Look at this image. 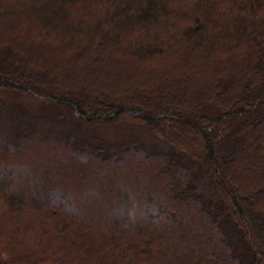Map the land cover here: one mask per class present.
<instances>
[{
  "label": "trees",
  "instance_id": "1",
  "mask_svg": "<svg viewBox=\"0 0 264 264\" xmlns=\"http://www.w3.org/2000/svg\"><path fill=\"white\" fill-rule=\"evenodd\" d=\"M0 19V92L79 123L0 97V118L30 125L0 138V264H264V0H0ZM35 20L69 34L46 75L32 44L62 45ZM119 121L166 147L83 129Z\"/></svg>",
  "mask_w": 264,
  "mask_h": 264
},
{
  "label": "rangeland",
  "instance_id": "2",
  "mask_svg": "<svg viewBox=\"0 0 264 264\" xmlns=\"http://www.w3.org/2000/svg\"><path fill=\"white\" fill-rule=\"evenodd\" d=\"M37 16L35 15V18ZM42 24V26H41ZM44 25V28H43ZM46 23L42 22L40 20H35V22L32 21V27L34 29L33 32V37H42V39L53 42L55 44H60L62 45V48H60L59 52H55L54 50H51L49 46H43L42 44H32L36 48V51L38 52V59H36V63H31L29 61L28 63V68H31L32 70H35L43 75H46L47 73L50 72V69L45 68V62H52V58L62 60L61 55L64 54L65 49L63 48L64 43H66V38L68 37V33L64 32L62 29L58 28V26H49L45 27ZM1 30L6 31V27L3 25V22L0 19V34ZM9 34V33H8ZM0 40L1 42H6V34H3L2 36L0 35ZM33 38V39H34ZM54 38L59 39L58 41H55ZM70 64V60L63 62L61 65L62 70H65V65ZM82 65H89V60L87 59L86 61L83 62ZM81 75L75 76L72 75L71 73H68L66 77H73L72 79V84H77L80 85L82 84L83 80H85V73L83 71L80 72ZM99 80V81H98ZM97 80L99 82V87L103 88L104 83L108 82V87L109 85L115 86V81L113 79V75H110V73L104 71V75L100 77ZM127 79H121L119 80L118 87L120 89L117 90L118 94H124V92L127 90H132L133 85L129 82L126 81ZM137 82V81H136ZM124 86V87H123ZM106 87L107 89H109ZM136 88L134 87V90ZM201 94H204V91H202ZM0 97H2L5 101H7L9 104L13 106H20L23 107L29 111L35 112V113H43V114H62V116L67 120L70 124L79 126V123H77L75 118L71 116V114L68 112V110L64 107H61V109L55 105H51L50 103H47L43 100H40L39 98H36L34 96L27 95L25 93L17 92V91H10V90H4L0 92ZM151 95H147L146 98L150 99ZM152 101V100H151ZM153 102V101H152ZM0 118V138L4 139L7 143H10L9 137L10 135L14 132L17 134H28L30 131V125H23L24 130H20L17 127V122L15 119H10V118ZM23 124V123H22ZM19 125V124H18ZM21 126V125H20ZM84 131H88L94 136H97L98 138L105 139L108 142L111 143H119V142H125V141H130V140H138L143 142L145 145L149 147H157V148H165V142L159 136L158 134L154 133L152 130H150L147 126L144 124H139V123H134V122H126V121H119L117 123L113 124H100L96 126H92L91 128L83 127ZM45 130L39 129L37 131L36 137L40 140L45 136ZM0 139V140H3ZM246 150V145L240 146L239 148V155L241 158H244V151ZM58 155V151L54 150L49 152L48 154H45L42 158L43 159H51L54 158L55 156ZM122 168V167H121ZM234 170V168H233ZM244 172V169H240V173ZM242 174V173H241ZM27 202V201H26ZM170 259L173 261L176 260L175 254L170 255Z\"/></svg>",
  "mask_w": 264,
  "mask_h": 264
}]
</instances>
